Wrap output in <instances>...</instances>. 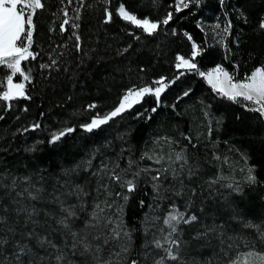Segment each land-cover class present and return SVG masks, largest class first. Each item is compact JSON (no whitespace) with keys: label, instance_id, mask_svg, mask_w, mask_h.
Masks as SVG:
<instances>
[{"label":"trees","instance_id":"16d2710c","mask_svg":"<svg viewBox=\"0 0 264 264\" xmlns=\"http://www.w3.org/2000/svg\"><path fill=\"white\" fill-rule=\"evenodd\" d=\"M186 2L42 0L35 59L21 63L29 79L13 77L25 96L0 100V264H210L264 252V118L176 67L195 43L200 71L242 80L264 69V0ZM121 5L157 30L121 19ZM8 75L0 65V92ZM161 78L159 102L145 94L86 130ZM174 210L195 219L178 227L171 260L153 241Z\"/></svg>","mask_w":264,"mask_h":264},{"label":"snow or ice","instance_id":"6c2138e0","mask_svg":"<svg viewBox=\"0 0 264 264\" xmlns=\"http://www.w3.org/2000/svg\"><path fill=\"white\" fill-rule=\"evenodd\" d=\"M221 2H223V0H221ZM188 6L189 4L186 0H177L176 10L180 11L181 7L187 8ZM43 7L42 0H0V65L6 66L11 70V75L7 76L8 89L3 95H0V100L7 101L17 96H24L23 85L19 83L14 84L13 77L19 73L25 80L29 79V76L25 75L23 72L21 63L29 58L35 59V55L30 51L34 29L33 17L36 10L42 9ZM118 14L121 19L131 23L137 28L143 29L148 35H152L158 28L157 23L150 22L148 19L137 18L136 15L127 11L123 5L118 9ZM64 16L65 19L61 24V32L65 30L64 26L69 24L67 11H64ZM78 18L79 17L77 16V19ZM111 18V13H108L105 22H109ZM171 18L172 14L169 13L161 23L167 25ZM74 27H78V25H74ZM216 27L219 28L220 25L217 24ZM260 27L264 29V22H261ZM230 28L231 23L224 27L223 32L228 33ZM76 39L79 41L80 37L77 36ZM189 40H191L190 36ZM25 41H27V43H25ZM77 47H79L78 44ZM199 54L198 45L193 43L191 59L177 56L176 67L178 69L185 68L189 71L197 72L207 81L213 91L234 103L247 102L245 106L249 111L257 112L260 117L264 118V69L257 68L250 75L245 76L243 80H235L231 74L219 66L209 72L200 71L195 62V59ZM183 74L184 73L182 72L181 75ZM154 83L159 85L155 89L148 87L139 90L130 89L121 99L119 106L116 107L113 112L102 119L99 117L94 118L91 124L86 126V130L91 131L94 127L107 123L109 119L121 114L126 107H131V102L138 103L140 98L145 94L154 95L157 102H159L161 92L164 91L168 85L163 78L154 81ZM187 94L188 93L186 92L185 95ZM90 107H95V105H91ZM153 111H155V109H153ZM36 127H38V125H36ZM68 131H71V129ZM63 135V132L54 135L53 142L59 140ZM113 178L116 180L120 179L119 176H114ZM249 181L254 182L255 177L250 175ZM134 190L135 185L133 182L127 181V191L132 192ZM127 199L128 197L124 196V200L127 201ZM194 219L195 217H191V220ZM181 220H184L185 223L190 222L189 220L184 219L182 213L175 212L170 213L164 220V224L171 230L170 235L177 231L176 225L179 224ZM167 239L168 238H166V240ZM155 247H162L160 241L155 242ZM173 247H178L177 241L175 240L171 241L170 246L165 249V251L168 259L176 260L177 256L172 251ZM252 258H255V261H258L259 264H264V254H257L254 252L247 253L242 264H253ZM57 259L59 260L60 257H57ZM133 264H135V262H133ZM157 264H163V261H158ZM231 264H241V262L237 260L232 261Z\"/></svg>","mask_w":264,"mask_h":264},{"label":"rangeland","instance_id":"374dc122","mask_svg":"<svg viewBox=\"0 0 264 264\" xmlns=\"http://www.w3.org/2000/svg\"><path fill=\"white\" fill-rule=\"evenodd\" d=\"M120 8V7H119ZM216 25L217 24H212V26H210V27H212V29H216L217 31H218V28L216 27ZM143 30V29H142ZM219 36V35H218ZM216 37H217V35H216ZM220 67V66H219ZM214 68H216V67H214ZM214 68H212V69H210V70H208V71H206V72H209V71H211V70H213ZM180 69H185V68H180ZM224 69V68H223ZM225 71H227L226 69H224ZM228 72V71H227ZM229 73V72H228ZM230 74V73H229ZM205 80V79H204ZM243 80V79H242ZM206 81V80H205ZM14 83V82H13ZM206 83H207V81H206ZM15 84V83H14ZM19 84H22V83H19ZM208 84V83H207ZM23 85V84H22ZM209 85V84H208ZM210 86V85H209ZM211 87V86H210ZM7 89H8V84H7V81H6V84H5V87H4V90L2 89V91L0 92V95H3V93L5 92V91H7ZM155 89V88H154ZM23 90H24V85H23ZM24 96H25V92H24ZM24 96H17V97H15V98H22V97H24ZM141 99V98H140ZM6 102H9V100H7ZM136 102H131V106L133 105V104H135ZM245 104H247V102H244ZM128 108H130V107H126V109H128ZM125 109V110H126ZM102 119V118H101ZM173 212H175V213H181V212H179V211H173ZM173 212H171V213H173ZM186 212V211H185ZM183 214V213H182ZM183 216H184V219L185 220H189V221H191V216L189 215V213H187V214H183ZM185 222H184V220H181V222L179 223V224H177L176 225V228H177V230H178V227L180 226V225H183ZM248 225V224H247ZM170 229L165 225V227H164V230L162 231V235H160V236H162V239H159L160 238V236H158L157 238L160 240V243H161V245H162V248H163V250H164V252H163V257L165 256V257H167V253H166V251H165V249H167L168 247H169V244L171 243V241L172 240H177L178 238H177V231L175 232V233H173V234H171L170 235ZM181 236V232L180 233H178V237H180ZM166 238H168L167 240H166ZM181 238V237H180ZM156 241H158V240H154L153 241V244L155 245V242ZM249 252H251V251H248L247 253H249ZM260 254H264V252L262 253H260ZM53 254L51 253L50 255H49V258L50 259H52L53 257H55V255L54 256H52ZM245 255L246 254H244V255H240L239 256V254L238 255H234V256H231V257H228V258H226V256L223 258V260H213V261H211L210 262V264H231V262L232 261H240L241 262V264H242V262H243V260L245 259ZM162 256V255H161ZM55 259V258H54ZM53 260V259H52ZM252 261H253V264H259V262L258 261H255V258H252ZM54 262H57V263H59V261L56 259V261H54Z\"/></svg>","mask_w":264,"mask_h":264}]
</instances>
